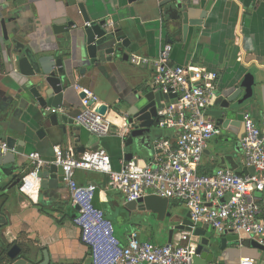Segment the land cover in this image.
I'll return each instance as SVG.
<instances>
[{"label":"crops","instance_id":"0c3cea01","mask_svg":"<svg viewBox=\"0 0 264 264\" xmlns=\"http://www.w3.org/2000/svg\"><path fill=\"white\" fill-rule=\"evenodd\" d=\"M70 0H0V121L3 130L0 142L14 138L19 154L6 156L0 166V210L6 217L3 236L0 238V264H10L8 251L15 245L21 248L27 260L41 264L47 257L49 264H92L89 248L81 240V231L75 224L79 210L73 205L70 191L65 182L56 186H41L32 198L23 194L20 187L23 179L31 172L28 155L39 153L44 159L52 160L56 147H73L77 155L94 150H105L111 157L113 168L120 171L127 154L132 160L149 163L154 153V142L159 139L175 141L173 130L161 128L152 135L138 139L127 148L128 128L124 113L117 114L115 106L125 111L136 101L137 95L153 89L152 66H135L130 60L108 62L98 68H89L80 57V45L76 40L79 30L71 34L56 35L53 21L60 19ZM83 4L92 22L106 20L116 30L126 32L132 47L126 51L129 58L137 56L156 60L165 45L173 46L172 64L183 67L205 69L217 75L216 87L219 99L209 111L215 110L224 100L230 88L239 86L248 73L256 76L255 99L240 110L243 126L244 115L249 113L260 126L264 116V1L263 0H72ZM174 7V8H172ZM191 11L193 23L188 31L180 27L170 32L171 20L166 17L169 8ZM204 15V16H203ZM205 17V19H203ZM172 41V43L170 42ZM35 49L45 55L62 60L69 75L64 105L52 109H64L56 115L61 126L53 127L46 109L32 104L29 108L15 100L19 76L8 63L7 47ZM76 87L88 89L97 100V105L109 108L107 117L116 115L120 124L113 127L115 134L99 138L78 127L75 118L82 108L80 92ZM172 101L165 96V104ZM209 118L215 120L212 116ZM46 119V120H45ZM42 121V122H41ZM242 127L225 135L222 131L208 143L199 166V174L213 175L219 169H227L215 160V151L225 146L226 153L234 158L239 172L246 168L241 149ZM139 145L140 149L136 147ZM9 170V172H6ZM75 179L79 185L97 186L95 206L103 210L114 226L115 235L122 245H127L132 233L141 242L165 246L170 242V229L179 226L189 213L187 208L175 201L171 206L176 216L166 230L157 229L159 243L154 242L151 221L158 220L149 212L129 210L124 195L109 188L106 175L77 171ZM22 180V181H21ZM41 184V181H40ZM255 198L264 206V192ZM162 221V220H159ZM164 221V220H163ZM201 225L200 227H205ZM174 232L172 240L177 233ZM211 232V229H209ZM219 238L238 236L227 231ZM200 241L197 238L196 242ZM256 242L244 236L238 241L227 242L225 250H219L216 264H239L242 258H252L257 264H264V252L254 247ZM211 264V263H209Z\"/></svg>","mask_w":264,"mask_h":264},{"label":"built area","instance_id":"2783aa9c","mask_svg":"<svg viewBox=\"0 0 264 264\" xmlns=\"http://www.w3.org/2000/svg\"><path fill=\"white\" fill-rule=\"evenodd\" d=\"M264 1V0H263ZM113 27V23H108ZM173 46L165 45L156 60L135 54L129 58L135 66H152V85L165 96L175 98L159 112L161 128L173 130L175 141L159 139L154 142V153L149 163L131 160L122 163L120 171L113 168L105 150L77 155L73 147H56L52 160L39 153L28 155L31 172L23 179L20 190L33 197L38 193L39 172L51 165L61 167L70 198L79 214L75 224L81 240L91 254L92 264H195L197 237L194 231L206 225L218 235L227 231L254 240L264 247V206L255 198L264 192V116L259 126L253 117L244 115V136L241 139L243 164L254 168V174L238 176L228 169L213 175L199 174L209 141L219 136L216 121L207 116L219 99L217 75L205 69L172 64ZM86 97L75 118L78 127L99 138L115 134L107 115L100 113L96 97L88 90L76 87ZM57 114L64 109H46ZM2 155L19 154L6 142H0ZM95 172L109 178V188L122 193L127 202L147 196H157L184 205L191 215L193 232H181L165 246L141 242L136 233L122 245L115 235V226L105 212L95 206L97 186L79 185L77 171ZM239 264H257L252 258H242Z\"/></svg>","mask_w":264,"mask_h":264},{"label":"water","instance_id":"95a60500","mask_svg":"<svg viewBox=\"0 0 264 264\" xmlns=\"http://www.w3.org/2000/svg\"><path fill=\"white\" fill-rule=\"evenodd\" d=\"M172 8H169L166 13V17L171 20L168 25L170 32H174V30L176 31L181 27L184 33H186L189 26H201V22L193 23L191 21L193 12L189 10L182 11L179 7L175 9V14H171ZM60 16V19L53 21V30L56 35L71 34L73 30H79L75 38L79 41L80 57L88 63L85 71L92 67L98 68L99 66H104L108 62L119 59L124 61L129 59L126 51L133 45L126 32L116 30L114 26L112 28L109 27L106 20L92 22L83 4H77L70 0L65 10L60 13ZM170 42L172 43V41ZM7 52L8 63L14 68L15 73L21 76L17 82L18 89L15 98L19 105L29 108L32 104H35L40 109H46L47 107L58 108L64 105L66 88L68 87L70 77L67 69L64 68L62 60L57 59L56 56L45 55L35 49L24 48L22 45L16 49L7 47ZM255 85L256 76L250 72L239 86L226 91L223 96L224 100L215 110L207 112V115L215 118L217 127L225 135L236 132V128L239 126L242 127L241 133H245L244 126H242L240 121V110L246 103L255 99ZM85 97L86 95L83 93L79 95L80 100H83ZM169 98L173 99L175 97L170 96ZM165 106V95L155 88L147 89L137 95L136 101L131 103L125 111L120 105L115 106L117 114L124 113L126 115V128L129 131L127 148L136 144L138 139H143L146 135H152L157 130L159 112ZM108 110L107 106H102L100 113L105 115ZM65 120V117L61 119L56 114L49 117L50 124L53 127L61 128L64 132H66V127L61 126V122H65ZM2 130L3 125L0 121V132ZM5 142L10 148L15 147L16 140L14 138H7ZM136 147L138 150L140 149L139 145ZM226 151L225 146H219L215 151V160L221 163L222 166L227 165V169L238 176L254 174L255 170L252 167L245 168L243 172H239V166ZM6 156L14 155L11 153L2 155L0 152V165L8 160ZM126 157L127 160H132L133 154L128 153ZM6 172H9V170H6ZM37 178L41 181L40 186L42 189H45L47 186L57 187L59 182L64 181V172L61 167L51 165L48 168L42 169ZM170 206L169 200L152 195L135 202H129L126 207L129 210L149 212L156 215L157 219L162 221L167 218H179L175 213L170 212ZM76 208L80 210L79 207ZM2 212L0 210V238L3 236V225L6 224V217ZM183 219L179 226L170 229V243L176 230L193 232L190 213ZM213 232L215 231L211 230L209 232L207 226L198 227L194 231V236L200 239L194 257L195 264H216L214 262L217 252L225 250L227 242L239 240V236L219 238ZM254 247L264 252V247L259 246L257 243L254 244ZM7 256L10 264H38L27 260L21 248L17 245L8 251ZM41 264H49L47 257Z\"/></svg>","mask_w":264,"mask_h":264},{"label":"rangeland","instance_id":"374dc122","mask_svg":"<svg viewBox=\"0 0 264 264\" xmlns=\"http://www.w3.org/2000/svg\"><path fill=\"white\" fill-rule=\"evenodd\" d=\"M172 211H173V209L171 207L170 212H172ZM170 222H171V219H169V218L165 219L164 221H159V220H152L151 221V229L150 230L154 232V242L155 243H159L158 242L159 237H157V235H156L157 229L160 227H163V229H165V234H166V230H168L167 228L169 227Z\"/></svg>","mask_w":264,"mask_h":264},{"label":"bare ground","instance_id":"6f19581e","mask_svg":"<svg viewBox=\"0 0 264 264\" xmlns=\"http://www.w3.org/2000/svg\"><path fill=\"white\" fill-rule=\"evenodd\" d=\"M110 121L115 122L116 124H120V121L116 115H110Z\"/></svg>","mask_w":264,"mask_h":264}]
</instances>
